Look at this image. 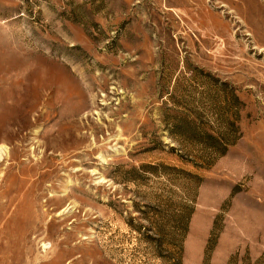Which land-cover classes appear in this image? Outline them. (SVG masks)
Listing matches in <instances>:
<instances>
[{"label":"rangeland","instance_id":"1","mask_svg":"<svg viewBox=\"0 0 264 264\" xmlns=\"http://www.w3.org/2000/svg\"><path fill=\"white\" fill-rule=\"evenodd\" d=\"M0 264H264V0H0Z\"/></svg>","mask_w":264,"mask_h":264},{"label":"bare ground","instance_id":"2","mask_svg":"<svg viewBox=\"0 0 264 264\" xmlns=\"http://www.w3.org/2000/svg\"><path fill=\"white\" fill-rule=\"evenodd\" d=\"M3 153H4V151L0 150V158L3 157Z\"/></svg>","mask_w":264,"mask_h":264}]
</instances>
